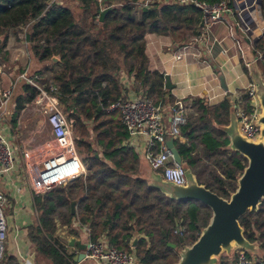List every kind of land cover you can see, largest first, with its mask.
Wrapping results in <instances>:
<instances>
[{"label":"trees","instance_id":"obj_1","mask_svg":"<svg viewBox=\"0 0 264 264\" xmlns=\"http://www.w3.org/2000/svg\"><path fill=\"white\" fill-rule=\"evenodd\" d=\"M79 1L80 12L70 0L49 6L48 0H0V36L6 38L10 30L29 25L27 40L36 58L49 62L44 69L51 74L49 82L55 86L62 111L73 123L74 142L86 167L85 175L34 197L38 224L29 227V238L53 264H74L73 254L54 236L57 221L70 225L75 218L70 208L74 200L78 201V221L89 227L91 240L104 237L109 245L133 252L140 264H174L182 244L175 228L181 227L183 242L191 244L211 211L199 201L171 199L149 186L118 112L107 107L121 96V69L133 74L154 101L164 100V77L148 69L145 37L167 34L176 40L193 34L200 11L158 0L146 4L139 0ZM107 6L112 8L100 21V12ZM257 17L263 32L251 49L254 56L262 55L257 64L264 76V0H259ZM52 56L58 61H51ZM24 90L17 111L35 97V88L25 85ZM244 97L248 98L247 93ZM231 103L228 97L212 106L204 97L194 99L193 112L181 127L185 141L174 139L197 181L224 198L235 190L246 165L242 155L226 148L228 138L220 129L229 122ZM239 223L245 237L257 242L264 253V199L257 211H247ZM135 231L141 237L132 248ZM0 264L20 262L3 255ZM255 264H264V254Z\"/></svg>","mask_w":264,"mask_h":264},{"label":"crops","instance_id":"obj_2","mask_svg":"<svg viewBox=\"0 0 264 264\" xmlns=\"http://www.w3.org/2000/svg\"><path fill=\"white\" fill-rule=\"evenodd\" d=\"M228 20L234 22V18L226 14L223 21L212 25L210 38L216 37L220 41L214 42L210 51L204 45L190 41V37L196 32L193 34L188 32L185 37L176 40L167 34L148 33L146 35L145 54L148 69L158 71L163 77L168 76L170 80L171 87L165 88L164 86L166 93L164 100L160 101L165 106L163 120L166 126H169L170 116L175 110H178V107L184 109L188 121L189 114L193 112V101L196 98L204 97L205 102L210 106L216 105L226 97L232 102V98L241 96V91L252 84L248 69L247 71L244 69V66L247 67V56L236 39ZM198 30L199 25L195 31ZM15 31L10 30L0 44V48L4 47L2 49L5 51L9 49L12 51L9 58H0V65L4 70L1 84L6 85L9 81H15L17 74L26 65H29L30 71L41 74L43 84L48 83V75L41 70L46 64L39 61L33 54L31 43L26 37L28 31H25L24 27ZM245 38L250 44V37L245 35ZM16 39L20 40L16 42ZM185 43L191 44H188L186 53L181 51L180 57L176 58L175 55ZM249 46L251 47V45ZM252 57H255L253 52ZM221 77L224 79L225 87H223ZM119 78L122 96L139 92L145 93V89L133 74H128L121 69ZM25 85L19 80L16 81L9 108L10 113L6 118L7 121L2 125V130L13 146L15 159L13 168L7 173L0 174V193L5 196V204L7 203L11 209V216L6 219L7 239L3 255L17 259L20 264H53L48 257L38 253L29 238V227L38 224V212L35 208L34 197L43 193L39 191V170L42 160L47 156H42L39 167H33L29 162V158L32 156L29 153L31 151H27L25 145L22 144L18 130L14 126L16 119L20 124L21 118L37 113L32 101L17 111V101L26 95ZM51 144L54 153L53 141ZM146 145L147 138L140 136L133 147L138 154L140 152L144 157ZM140 173L143 176L144 171H140ZM74 210L73 214L76 216L72 223L62 225L57 221L54 233L58 241L64 245L66 252L73 254L72 260L79 253H83L85 243L90 240L89 227L79 223L77 218L78 201H76ZM139 237L141 234H138ZM98 240L107 243L104 237ZM73 262L74 264H95L94 261L87 258L80 261L73 260Z\"/></svg>","mask_w":264,"mask_h":264},{"label":"built area","instance_id":"obj_3","mask_svg":"<svg viewBox=\"0 0 264 264\" xmlns=\"http://www.w3.org/2000/svg\"><path fill=\"white\" fill-rule=\"evenodd\" d=\"M57 1L48 0L47 4L49 6ZM158 1L197 8L200 11L202 25L199 24V30L190 37V41L204 45L208 51L211 50L214 42L220 41L216 37L210 38L211 27L213 24L223 21L226 14L231 15L236 27L244 35L250 37L251 47L253 40L263 32L261 22L257 17L259 0H220L214 3L205 0ZM28 29L29 25L24 26L25 31ZM188 44L191 43H185L180 47L179 52L175 55L176 58L180 57L181 51L186 53ZM261 56L258 54L254 60H262ZM3 72V67L0 65V174L9 172L14 166V149L6 133L2 130V125L7 121L15 83L19 80L36 89L32 104L39 113L44 115L54 144V153L41 162L39 191L43 193L50 191L56 185L85 175L86 167L74 142L73 123L62 111L58 97L54 93L53 82L43 84L41 74L30 71L29 65H26L17 74L15 81H9L6 85H2ZM246 93L249 110L243 105L242 95L232 98V103L235 104L239 132L247 138H255L259 133V126L255 124V121L261 108L252 84H249ZM107 109L118 112L121 123L127 130L131 145L136 144L140 136L147 138L144 158L148 160L154 171L159 172L162 178L175 184L180 185L186 182L182 164L176 162L166 143L169 136L185 141L180 132V128L187 121L182 107H178V110H175L170 116L169 126H166L163 120L164 104L154 101L146 93L121 95L112 101ZM5 202V196L0 193V262L7 239V220L2 208ZM182 231L183 229L179 226L174 230L178 235H181ZM83 252L84 258L94 261L95 264H140L133 252L109 245L103 240H88ZM223 258H220L218 264H255L258 256L247 254L244 250H237L232 257L224 256Z\"/></svg>","mask_w":264,"mask_h":264},{"label":"water","instance_id":"obj_4","mask_svg":"<svg viewBox=\"0 0 264 264\" xmlns=\"http://www.w3.org/2000/svg\"><path fill=\"white\" fill-rule=\"evenodd\" d=\"M139 1L145 4L147 0ZM111 8L112 6H107L101 10L100 21ZM3 39L4 37L0 36V44ZM51 61H58V57L52 56ZM246 63L254 94L261 108L255 121L259 126V133L255 138H247L239 132L235 104L231 103L229 122L220 126V129L228 138L226 148L242 155L246 159V165L236 179L235 190L228 198L219 196L197 181L196 175L180 157L171 136L167 137L166 143L176 162L182 164L186 176L184 184H175L162 178L145 158L139 162V170L144 171L143 178L149 186L157 188L171 199L199 201L211 211L208 222L200 229L199 235L191 244H185L179 235L182 244L177 249L178 259L174 264H218L222 256L232 257L237 250H244L247 254L256 256L264 254L257 242L245 237L243 227L239 223V218L247 211H257L261 200L264 199V76L254 57L247 58ZM164 78L165 88H170L169 77ZM220 79L225 87L223 77ZM75 204L76 201H71V213L75 212ZM137 242L138 233L135 231L130 246L136 247ZM167 245L176 247V243L173 242H168ZM83 258L84 252L79 253L73 260L80 261Z\"/></svg>","mask_w":264,"mask_h":264},{"label":"rangeland","instance_id":"obj_5","mask_svg":"<svg viewBox=\"0 0 264 264\" xmlns=\"http://www.w3.org/2000/svg\"><path fill=\"white\" fill-rule=\"evenodd\" d=\"M71 3L73 7L76 9L75 10L76 12L81 11V7H80L81 4L79 0H71ZM228 22L231 25V29L236 39H238L240 46L243 48L247 58L248 59L252 58V50H251V47L249 46L250 44H248V42L246 41L245 35L236 27L235 21L233 22L232 20H228ZM19 40L20 39H16L15 41L17 42ZM2 48H0V58L1 59L9 58L12 52L11 49L5 51ZM263 62H264V59H263ZM44 63L46 64L49 62H44ZM44 66L43 68H41V70H43L48 75V77H51V74L45 71ZM246 91H247V88L241 91V95H242L243 105H245L246 109L249 110V105H248L249 102H247L248 98L245 99L244 97V94L246 93ZM153 99L155 98L153 97ZM20 121H21L19 122L20 124H18L17 119H16L14 122V126L18 130V133L20 135L19 137L21 138L22 144L25 145V148L27 149V151H31L29 152L32 154V156L29 158L30 164L33 167L37 168L40 166V161L43 155L48 156L53 153L52 146H51L52 138H51V135L49 134V127L46 123V119L44 115L39 113L38 111L37 113L31 114L30 117L21 118ZM200 148H201V144L198 145V149ZM138 155H139V162H142L144 160V157L142 156L140 152ZM2 208L6 216V219H8V217L11 216L10 215L11 209L9 208L7 203L4 204ZM223 257L224 256H222L221 259Z\"/></svg>","mask_w":264,"mask_h":264}]
</instances>
